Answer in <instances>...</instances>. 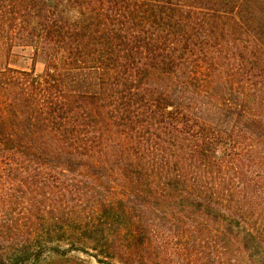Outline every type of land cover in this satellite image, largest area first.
I'll use <instances>...</instances> for the list:
<instances>
[{
	"label": "trees",
	"instance_id": "16d2710c",
	"mask_svg": "<svg viewBox=\"0 0 264 264\" xmlns=\"http://www.w3.org/2000/svg\"><path fill=\"white\" fill-rule=\"evenodd\" d=\"M175 240L264 264V0H0V264Z\"/></svg>",
	"mask_w": 264,
	"mask_h": 264
},
{
	"label": "rangeland",
	"instance_id": "374dc122",
	"mask_svg": "<svg viewBox=\"0 0 264 264\" xmlns=\"http://www.w3.org/2000/svg\"><path fill=\"white\" fill-rule=\"evenodd\" d=\"M14 55L10 57V66L15 69L29 70L32 66V59L28 50L15 49ZM44 66L41 62L36 63V72L41 73ZM168 248L173 254L170 255L168 261L162 264H214V257L207 258L203 253L198 250L190 252L181 251V241H169ZM180 251V252H179ZM182 252V253H181ZM79 258L83 259L85 264H98L93 258L76 254Z\"/></svg>",
	"mask_w": 264,
	"mask_h": 264
}]
</instances>
